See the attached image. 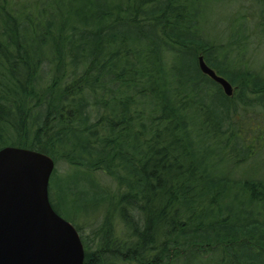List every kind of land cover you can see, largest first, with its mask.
<instances>
[{
	"label": "trees",
	"instance_id": "obj_1",
	"mask_svg": "<svg viewBox=\"0 0 264 264\" xmlns=\"http://www.w3.org/2000/svg\"><path fill=\"white\" fill-rule=\"evenodd\" d=\"M204 1L0 0V148L77 173L70 215L55 167L48 197L82 264H264V176L236 175L261 147L237 114L264 110V76L244 61L246 23L209 37Z\"/></svg>",
	"mask_w": 264,
	"mask_h": 264
},
{
	"label": "water",
	"instance_id": "obj_2",
	"mask_svg": "<svg viewBox=\"0 0 264 264\" xmlns=\"http://www.w3.org/2000/svg\"><path fill=\"white\" fill-rule=\"evenodd\" d=\"M202 73L230 96L228 80L201 55ZM54 161L39 151L0 148V264H82L83 247L74 226L51 206L48 186Z\"/></svg>",
	"mask_w": 264,
	"mask_h": 264
},
{
	"label": "rangeland",
	"instance_id": "obj_3",
	"mask_svg": "<svg viewBox=\"0 0 264 264\" xmlns=\"http://www.w3.org/2000/svg\"><path fill=\"white\" fill-rule=\"evenodd\" d=\"M9 1L17 3L19 0ZM202 10L203 28L209 37L215 36L219 41L225 42L237 34L240 35L243 29L241 21L246 23L244 29L248 44L244 61L249 68L264 76V0H205ZM237 116L241 128H246L251 135L259 131L263 137L260 140L261 147L258 145L259 152L238 168L236 175L264 176V110L256 105L251 110L240 111ZM54 167L55 176L51 180V193L63 213L70 215L67 188L80 191V184L72 182L76 179L77 173L71 169L66 170V166L61 162L56 163ZM249 171L254 173L246 174ZM97 177L103 184L109 181L103 173H97ZM110 184V187H113L111 182ZM78 220L80 227L85 225L83 219ZM87 229L85 226L82 231Z\"/></svg>",
	"mask_w": 264,
	"mask_h": 264
}]
</instances>
